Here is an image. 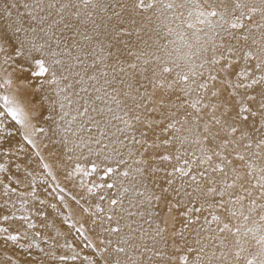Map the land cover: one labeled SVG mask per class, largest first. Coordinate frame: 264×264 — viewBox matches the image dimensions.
Masks as SVG:
<instances>
[{"label": "snow or ice", "instance_id": "obj_1", "mask_svg": "<svg viewBox=\"0 0 264 264\" xmlns=\"http://www.w3.org/2000/svg\"><path fill=\"white\" fill-rule=\"evenodd\" d=\"M0 70V173L17 172L0 180V209L15 207L13 194L47 205L34 149L52 181L40 184L69 209L61 223L81 242L46 256L264 264V0H0ZM38 134L60 145L54 155L72 162L65 179L79 177L93 203L61 186ZM35 215L55 229L43 238L55 247L65 234ZM10 220L37 227L0 215ZM20 228L0 225L3 242L28 239Z\"/></svg>", "mask_w": 264, "mask_h": 264}, {"label": "bare ground", "instance_id": "obj_2", "mask_svg": "<svg viewBox=\"0 0 264 264\" xmlns=\"http://www.w3.org/2000/svg\"><path fill=\"white\" fill-rule=\"evenodd\" d=\"M3 75V71L0 70V77H2ZM12 90L13 89H9V91ZM36 98L39 99L38 96ZM9 126L11 127V124H9ZM42 126L48 128L47 123H42ZM16 139H19V137H16ZM34 139L37 142L40 155L44 158V162H47L52 166V171L57 176V180L61 184V186L65 187L67 189V192L75 195L77 199H80V197L83 196L84 199H81V204H83L85 207L93 203V199L87 194L86 190L79 186V177L73 178L72 180L65 179L66 171L71 169L72 162L65 159L64 163L61 164L58 156L54 155V153L60 152V145L51 144L47 139V136H45L44 134H38L36 137H34ZM45 145H47V147H45ZM28 151L30 153L31 159V164L29 165V167L31 170H34L37 177V184L40 185L37 189L38 195L41 199H45L47 201V205L55 203L57 205V208L53 209L47 205L42 207L39 205L38 201H34L30 197H25L28 200V203L21 206L19 199L15 194H13L11 196V200L15 202V207L0 209V215H11L14 213L16 217L28 216L29 219L37 225V227L35 229H28L26 223L17 220H10L8 222L0 221V225L9 227L10 231L20 228V225L24 224V227L20 228V231L22 233L26 231L28 236V239H21L16 244H13L11 242L5 244L2 239L5 234L0 233V264H8V257L12 258L13 264H60V261L58 259H52L51 256H46L45 254L51 252L56 257H59L60 255H71V249L67 247H61L60 245H63L65 243V240H67L69 243H73L75 245L77 251H80L81 242L76 238L77 234L75 232L69 231L67 225H63L61 223L62 217L59 215V213L63 212L67 214L69 209H65L61 203L53 198L55 194L51 196L48 195V193L45 191L44 186L40 184L41 178L48 181V183H52L51 178L47 176L46 170L42 168L40 158L34 155V152L36 150L29 148ZM7 176H17L15 167H13L7 174L0 173V180L6 181ZM88 179L93 182L98 181V177L95 174L93 175V177H90ZM24 185H27V180H24ZM13 186L16 185L13 184ZM0 191H2V189H0ZM18 191L27 193L29 189L25 186H19ZM3 200L4 197L0 195V203H2ZM65 201L69 204L70 209H72L76 213L73 219L82 220L83 217H81L80 215L79 206L75 204V202L71 199V196L67 195V193L65 194ZM36 208H41V210L45 212L47 220L50 222L54 221L56 228L60 229V231L65 234L58 238L59 244H57L55 247H53V244L55 243L54 240L49 239L48 243H45L43 239L45 236L54 237L55 229H45L41 226L45 222V218L37 217L35 215ZM37 231H39L41 235L40 237H35V243L39 244L40 248L44 250L43 252L40 251V248L32 247L31 249H28L27 247L29 243H32L34 233ZM19 244H24L25 247L20 248ZM84 254H90V250L84 249ZM67 264H73V262L68 261ZM75 264H81V261L78 260L75 262Z\"/></svg>", "mask_w": 264, "mask_h": 264}]
</instances>
